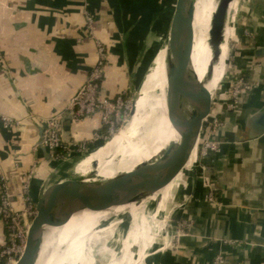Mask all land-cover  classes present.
Segmentation results:
<instances>
[{
    "label": "crops",
    "instance_id": "obj_1",
    "mask_svg": "<svg viewBox=\"0 0 264 264\" xmlns=\"http://www.w3.org/2000/svg\"><path fill=\"white\" fill-rule=\"evenodd\" d=\"M169 9L166 6L161 14ZM86 14L92 16L91 29L86 27ZM141 18L133 9V0H0V114L12 121L7 127L0 126V176L14 208L20 209L18 194L32 168L29 194L38 200L50 176L51 182L56 181L65 169L59 167L83 155L71 148L69 159L57 164L46 159L37 144L45 120L64 113L86 80L98 58V44L105 53L102 95L108 99L129 92L145 67L144 60L155 51L153 62L161 52L163 46L150 50L147 45L154 34L152 21L144 31L131 29L123 43V33ZM230 24L239 44L228 79L243 73L255 87L241 97L235 111H225L221 106L226 97L214 98L212 115L225 122L214 136L220 149L200 159L204 170L196 171L187 193L174 201L184 206L174 209L172 204L168 216L173 214L176 222L191 219V230L176 236L175 228L167 230V218L158 239L151 242L144 237L153 252H140L139 240L133 243L132 264H213L218 254L232 264H264V243L251 239H264V134L239 141L244 119L264 106V57H254V50L264 47V0H235ZM245 30L251 37L245 36ZM142 50L137 73L130 78ZM228 82L222 86L223 94ZM218 87L219 83L210 93ZM101 127L98 112L82 121L65 118L62 140L86 141L91 151L104 144L91 142ZM55 167L59 170L53 172ZM203 174L214 190V203L206 201ZM148 228L156 232L150 222ZM5 241L0 221V246ZM159 246L162 248L156 251Z\"/></svg>",
    "mask_w": 264,
    "mask_h": 264
},
{
    "label": "bare ground",
    "instance_id": "obj_2",
    "mask_svg": "<svg viewBox=\"0 0 264 264\" xmlns=\"http://www.w3.org/2000/svg\"><path fill=\"white\" fill-rule=\"evenodd\" d=\"M219 1L196 0L193 5L192 49L187 69L193 71L200 82H206V89L209 92L224 78L227 69L226 49L229 35L232 33L229 15L227 26L224 29V43L219 49L221 55L215 62L211 48V29L212 16ZM234 5L235 0L231 3L229 12L232 11ZM164 56L165 48L163 46L161 52L154 58L152 66L141 84L138 97L134 102L133 114L128 123L102 146L84 153L69 167H65L56 181L46 182L40 195L51 184L62 185L67 180H72L75 183L74 187H79L81 183L99 182L100 188L105 187V183L111 180L113 181L111 184L117 187L113 188L111 192V196H114L140 185L141 170L150 169L151 165L155 166L165 158L164 148L170 141H177L179 136L166 120ZM133 140H136L137 144H133ZM192 158L191 155L187 164L192 162ZM93 163L97 165L94 167ZM129 174H135L130 181L128 180ZM175 186L176 184L174 186L170 184L161 191V210L167 199L171 198L168 196L172 195L170 192ZM58 194L49 193L44 198L49 197L52 201L53 197L51 196ZM105 199L107 196H93L89 203L82 207L76 202H70L69 204L73 206L72 211L70 207L63 210L57 209L55 205L53 214L70 219L62 227L45 228L38 258H41L45 264H92L96 247L115 243L116 249H119L118 254L102 249L101 257L105 259L107 257L109 264H132L133 254L130 258L131 262L126 258L129 257V253L133 249V243L138 240L142 246L140 252L144 250L148 253L153 252L150 242L144 238L146 232L144 219L130 223L126 230H118L114 227L100 229L99 224L109 217L107 215L102 219L101 215L110 210L118 212L122 209L110 208L100 212L86 211L90 205H97ZM65 202L67 203L66 199ZM172 204L161 213L160 217L157 215L149 218L150 226L156 232H160L167 218H171L172 214L170 217L168 216L173 207ZM127 208L133 213L135 206L129 205ZM92 235L95 237L89 245V237ZM161 248L159 246L155 249L157 251Z\"/></svg>",
    "mask_w": 264,
    "mask_h": 264
},
{
    "label": "water",
    "instance_id": "obj_3",
    "mask_svg": "<svg viewBox=\"0 0 264 264\" xmlns=\"http://www.w3.org/2000/svg\"><path fill=\"white\" fill-rule=\"evenodd\" d=\"M195 1L174 0L162 45L165 48L164 73L166 90L164 103L166 120L179 136V139L170 141L166 145L163 150L165 158L162 161L155 162L157 164L155 166L151 165L150 169L141 170L140 185L133 189L122 191L117 195L111 196L113 188H117L113 186L114 184H111L113 182L111 180L107 181L103 188H100L99 182L81 183L79 187H74L75 183L72 180H67L62 185L54 183L48 186L35 204L34 216L25 225L23 232L25 238L24 250L15 264H35L40 252L45 228H59L69 221V217L62 218L53 214L55 205L57 209L67 210L70 207L71 210L73 206L69 204L70 202H76L82 207L89 203L93 196H107V199L103 202L97 205H90L86 211L100 212L110 208H122L118 212H113L99 224L100 229H109L110 227L122 229L127 228L130 223L159 216L182 193L186 192L190 183L194 181L198 168L199 146L213 112V102L216 93L211 94L206 89V82H200L194 72L187 69L192 49L191 25ZM233 1L220 0L212 16L211 48L215 62L218 61L221 55L219 49L224 43V29L227 26L229 9ZM129 31L130 29L123 33V43H126ZM142 55L143 50L133 65L130 78L137 73ZM254 57L263 58L264 47L254 50ZM133 109L130 116L133 114ZM42 131L43 128L41 127L37 145L45 153V158L50 160V156L45 152L41 144ZM263 134L264 106L244 119L239 141L256 139ZM192 153H194V161L187 164ZM158 164L159 167L157 168ZM96 165V163H93L94 167ZM134 176L135 174H129L128 180L130 181ZM177 177H179V180H176ZM175 183L176 186L170 192L172 195L168 196L171 198L167 199L164 208L161 210V191L168 185H174ZM49 193L59 194L57 196L52 195L51 201L49 197L44 198ZM129 205L135 206L133 213L127 208ZM183 206L184 204L180 205L181 208ZM143 207L146 210L141 212ZM144 216H147V218H144ZM251 239L264 243V239L259 237L252 236Z\"/></svg>",
    "mask_w": 264,
    "mask_h": 264
},
{
    "label": "built area",
    "instance_id": "obj_4",
    "mask_svg": "<svg viewBox=\"0 0 264 264\" xmlns=\"http://www.w3.org/2000/svg\"><path fill=\"white\" fill-rule=\"evenodd\" d=\"M235 13V12H234ZM93 23L92 16L86 14V27L91 29ZM98 58L95 65L90 69L86 80L76 90L70 98L64 113H58L49 117L43 125L42 146L45 152L50 156V160L56 162H65L69 159L71 148L76 149V153L84 154L88 152L90 143L86 141L78 143H65L62 140L63 123L65 118L73 121H82L89 118L94 113L100 114L102 129L93 134L91 142H105L107 136H113L120 127L130 117L133 109V102L128 98L127 93L120 94L113 99H108L102 95L103 67L105 65V53L103 47L97 46ZM254 85L245 75H239L233 79L228 86V95L222 103L225 111H235L238 108L242 96L248 95L254 89ZM210 120V119H209ZM11 120L0 114V126L7 127ZM225 126V122L215 119L211 115V121L205 131V135L200 143L198 151V167L203 171L205 166L200 165V159L206 158L209 154L217 153L220 149V143L214 138L217 131ZM119 127V128H118ZM117 130V131H116ZM35 168H32L25 175V181L22 184L21 192L18 194L20 209L13 206L11 196L7 190L6 182L0 176V221L5 228V244L0 246V264H15L21 256L24 246V228L27 221L35 214V204L29 194L31 178ZM203 185L206 188V201L215 202L214 190L210 186L208 177L202 175ZM193 226L191 219L179 220L175 226V235L179 236L184 231L188 232ZM224 243L235 244V241L225 240ZM213 264H232L225 260L223 255L218 254Z\"/></svg>",
    "mask_w": 264,
    "mask_h": 264
},
{
    "label": "rangeland",
    "instance_id": "obj_5",
    "mask_svg": "<svg viewBox=\"0 0 264 264\" xmlns=\"http://www.w3.org/2000/svg\"><path fill=\"white\" fill-rule=\"evenodd\" d=\"M233 9H235V5L233 6ZM233 9H232V11H230L229 12V15H230V17L232 16V14H233ZM167 11V10H166ZM164 12V14H161L160 15V23H159V25H158V27L156 28L155 26H153L152 28H153V32H154V34H153V38H151V41H148L147 42V45H148V47L150 48V50L151 49H158V48H160L162 45H163V43H164V36H163V33L165 32V30H166V26H167V20H168V18H169V16H170V11H168V13L167 12ZM168 15V16H167ZM230 21V20H229ZM244 34H245V36H247V37H251V34H250V32L248 31V30H245L244 31ZM238 44H239V42H238V39H236V37L234 36L233 37V28H232V33L229 35V38H228V47H227V49H226V64H227V69H226V72H225V75H224V78H223V80L221 81V83L219 82V87L217 88V89H215L214 91H213V93L214 92H216L215 93V96H214V98H216L217 100L219 99V98H227V95H228V88L225 90V92H224V94H223V90H224V88L222 87V86H224L225 85V81H229L228 83H229V85H230V82L233 80V79H235V78H237L239 75H242L243 73H241V74H238V75H236L235 77H233V79L230 81L229 79H230V75L228 74V72H229V70L233 67L232 66V61H233V59H234V57L235 56H237V52H238ZM152 59H153V55H152V57H151V55L147 58V61H146V63H145V67L143 68V69H141L140 70V73H139V76H138V78H137V81L135 82V83H133V88H131V90L129 91V92H127V96H128V98H130L131 99V101L133 102V105H134V102H135V100L137 99V97H138V92H139V89H140V87H141V84L143 83V81L145 80V77H146V75H147V73H148V71L150 70V68H151V66H152ZM154 61V60H153ZM230 68V69H229ZM244 75V74H243ZM229 78V79H228ZM220 95H223L222 97L220 96ZM226 98H225V100H226ZM216 99H215V103H217V101H216ZM214 104V103H213ZM216 105V104H215ZM215 119H218L216 116H215ZM128 121H129V117H128V119H127V121L119 128V129H121L122 127H124L127 123H128ZM209 121H211V118H210V120ZM117 131V130H116ZM112 136H107V138H106V140H105V142L107 141V140H109L110 138H111ZM104 142V143H105ZM133 142V144H137V141L135 140H133L132 141ZM193 154L194 153H192V156H193ZM192 162H193V158H192ZM191 162V163H192ZM55 163H58V164H61L60 162H56L55 161ZM68 164V163H67ZM69 166L71 165V164H68ZM68 165H64V167L63 166H61V167H59V168H65V166H68ZM58 166V165H57ZM56 169V167L55 168H53L52 169V171L53 172H55V171H58V170H55ZM197 172H202V170H201V168L200 167H198L197 168ZM64 171V170H63ZM52 172V173H53ZM52 176V175H51ZM51 176H50V178L48 179V182H50L51 181ZM54 176V175H53ZM179 179V177H177V179L176 180H178ZM176 184V183H175ZM174 184V185H175ZM173 185V186H174ZM32 199V204H36V202H37V199H34L33 197L31 198ZM180 203H178L177 204V202L176 203H174V209H176V208H180ZM151 206H152V204H151ZM143 210L145 211L146 210V208L145 207H143L142 209H141V212H143ZM114 211H108L106 214H103V215H101L100 217L102 218V219H104L107 215H111L112 213H113ZM162 214H159V217L161 216ZM144 218H147V216L145 217L144 216ZM145 220V227H146V232H145V237L147 238V240H149V241H155L156 239H158V234H159V232H155V233H153V232H151V231H149V228H148V223H149V219L147 218V219H144ZM177 220V219H176ZM176 220H174L173 219V214H172V216H171V218H170V220H169V223H168V226H167V230L170 232L171 231V229H173V228H175V226H176ZM128 228V227H127ZM127 228H123V230H126ZM175 230V229H174ZM153 235V236H152ZM94 235H92V236H90L89 237V245L91 244V242L93 241V239H94ZM168 244H169V242H168ZM167 244V245H168ZM167 245H166V247H167ZM116 244L115 243H113V244H108L107 246H106V244L104 245H100V246H98V247H96L95 249H94V257H93V260H92V264H107V257H106V259H101L100 257L102 256L101 255V253H102V249H104V250H106V252L108 251H110L109 253H111L112 251L113 252H116L117 254H118V252H119V249H116ZM130 256H131V253H130ZM130 257H127L126 258V260H128ZM36 264H45L43 261H42V259L41 258H38L37 259V261H36Z\"/></svg>",
    "mask_w": 264,
    "mask_h": 264
},
{
    "label": "trees",
    "instance_id": "obj_6",
    "mask_svg": "<svg viewBox=\"0 0 264 264\" xmlns=\"http://www.w3.org/2000/svg\"><path fill=\"white\" fill-rule=\"evenodd\" d=\"M174 0H133V9H136L138 13L142 16L141 19H139L137 22H133V28H130L141 32L142 29L143 31L148 29V26L150 25L151 21L153 26L156 28L158 27L160 23V15L162 11L165 9L166 6H169L170 9V15H171V10L173 6ZM170 19V16H169ZM169 23V20H168ZM168 26V25H167ZM154 33V32H153ZM152 55H155V51L153 52ZM144 61H147L144 60ZM146 62H144L145 64Z\"/></svg>",
    "mask_w": 264,
    "mask_h": 264
}]
</instances>
